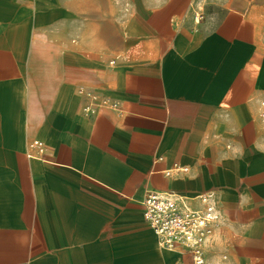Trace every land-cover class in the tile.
I'll list each match as a JSON object with an SVG mask.
<instances>
[{
    "label": "crops",
    "instance_id": "crops-1",
    "mask_svg": "<svg viewBox=\"0 0 264 264\" xmlns=\"http://www.w3.org/2000/svg\"><path fill=\"white\" fill-rule=\"evenodd\" d=\"M263 103L264 0H0V264H192L151 191L214 192L206 264H264Z\"/></svg>",
    "mask_w": 264,
    "mask_h": 264
},
{
    "label": "built area",
    "instance_id": "built-area-1",
    "mask_svg": "<svg viewBox=\"0 0 264 264\" xmlns=\"http://www.w3.org/2000/svg\"><path fill=\"white\" fill-rule=\"evenodd\" d=\"M203 19V14L196 15L197 23ZM103 104L115 110L119 108L118 103L109 98H104ZM261 115L264 116V111ZM32 146L33 156L40 158L45 142L34 140ZM199 199L202 203L200 208L190 206L175 194L156 191L148 192L143 200L144 218L157 236L159 246L167 250H186L191 255L192 264H206L205 245L222 227L214 192L203 193Z\"/></svg>",
    "mask_w": 264,
    "mask_h": 264
}]
</instances>
